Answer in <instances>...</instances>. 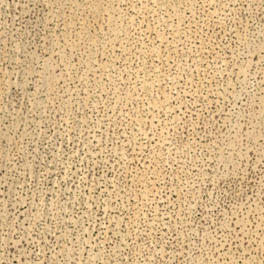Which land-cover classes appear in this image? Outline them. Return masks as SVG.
Instances as JSON below:
<instances>
[{"label":"rangeland","instance_id":"obj_1","mask_svg":"<svg viewBox=\"0 0 264 264\" xmlns=\"http://www.w3.org/2000/svg\"><path fill=\"white\" fill-rule=\"evenodd\" d=\"M0 264H264V0H0Z\"/></svg>","mask_w":264,"mask_h":264}]
</instances>
